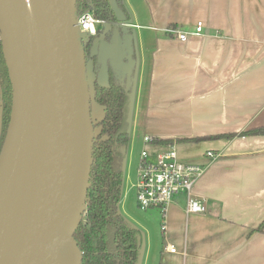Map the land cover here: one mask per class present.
I'll use <instances>...</instances> for the list:
<instances>
[{
    "label": "crops",
    "instance_id": "obj_1",
    "mask_svg": "<svg viewBox=\"0 0 264 264\" xmlns=\"http://www.w3.org/2000/svg\"><path fill=\"white\" fill-rule=\"evenodd\" d=\"M123 3L135 67L119 212L135 220L133 200L123 203L129 192L135 198L143 150L153 158L172 146L179 160L204 166L192 188L203 213L186 212L180 194L163 229L157 208L136 222L140 264H264V229L256 230L264 221V133L245 134L264 128V0ZM198 21L201 34L186 41L163 30L190 32Z\"/></svg>",
    "mask_w": 264,
    "mask_h": 264
},
{
    "label": "water",
    "instance_id": "obj_2",
    "mask_svg": "<svg viewBox=\"0 0 264 264\" xmlns=\"http://www.w3.org/2000/svg\"><path fill=\"white\" fill-rule=\"evenodd\" d=\"M107 1L115 21L99 30L86 60L83 41L96 35L79 31L75 0H14V7L0 0L11 85L0 149V264H81L72 233L92 165L93 81L108 88L112 73L130 98L135 67L131 19Z\"/></svg>",
    "mask_w": 264,
    "mask_h": 264
},
{
    "label": "trees",
    "instance_id": "obj_3",
    "mask_svg": "<svg viewBox=\"0 0 264 264\" xmlns=\"http://www.w3.org/2000/svg\"><path fill=\"white\" fill-rule=\"evenodd\" d=\"M116 2L130 20L123 0ZM75 9L77 15L90 10L96 18L115 21L107 0H75ZM92 60H95L94 56ZM0 100L4 111L1 147L11 108V85L1 44ZM92 102L102 107L103 115L93 120L92 165L85 209L72 236L82 255L81 264H139L140 231L118 211L125 156L121 147L126 148L129 142V98L123 86L110 73L108 88H101L93 81ZM259 133H264V128L245 132ZM263 229L264 221L256 230Z\"/></svg>",
    "mask_w": 264,
    "mask_h": 264
},
{
    "label": "built area",
    "instance_id": "obj_4",
    "mask_svg": "<svg viewBox=\"0 0 264 264\" xmlns=\"http://www.w3.org/2000/svg\"><path fill=\"white\" fill-rule=\"evenodd\" d=\"M78 29L81 33L95 36L101 28L109 22L96 18L92 11L87 10L76 17ZM203 23L198 21L193 31L184 32L177 28L167 27L163 30L176 34L180 41H186L189 35L201 34ZM145 141L151 140L149 137ZM207 156L213 158L212 152ZM204 166L196 163H186L178 159L177 152L170 146L158 151L153 158H149L146 151L140 154L137 166L136 182L134 184L136 206L141 210L157 208L160 210L164 228V214L172 199L180 194L185 195V210L188 213H203L205 206L192 196V188L197 178L203 172ZM174 246L169 251L175 252Z\"/></svg>",
    "mask_w": 264,
    "mask_h": 264
},
{
    "label": "rangeland",
    "instance_id": "obj_5",
    "mask_svg": "<svg viewBox=\"0 0 264 264\" xmlns=\"http://www.w3.org/2000/svg\"><path fill=\"white\" fill-rule=\"evenodd\" d=\"M101 29L103 30L104 28L102 27ZM83 42L86 43L87 40L85 39ZM87 75H88L89 80L92 81V80H93V72H92V69H91V65H88V66H87ZM91 106H92V109H91V118H92V120L95 121V120L100 119V118L102 117V115H103V109H102V107L99 106V105H93V104H91ZM139 151H140V147H139V146H135V148H134V153H135V155H138V154H139ZM129 175H130L131 179H134L135 169H134L133 166H132V168L129 166ZM132 195H133V192H129V195H128V200H129V201L125 200V203H123V204H124V206L127 205V202H128L129 204H132L131 202H132V200H133V204H132V205L134 206V208L136 209V211L133 212L134 214H132V217H133L135 220H130V221H131V223L133 224V226H136L137 228H139L138 225H136V222H137L138 220H140V219L146 217L147 212H145L144 210L139 209V208L136 206L135 198L133 199ZM124 206H123V208H124ZM124 209H125V208H124ZM157 210H158V212H159V209H157ZM148 212H149V211H148ZM151 222H152L153 225H155V226L158 224V223H156V221H154V220H152ZM158 222H159V221H158ZM158 226H159V224L157 225V227H158ZM140 232H141V229H140ZM143 249H144V247L142 246V247L140 248V253L143 252Z\"/></svg>",
    "mask_w": 264,
    "mask_h": 264
},
{
    "label": "flooded vegetation",
    "instance_id": "obj_6",
    "mask_svg": "<svg viewBox=\"0 0 264 264\" xmlns=\"http://www.w3.org/2000/svg\"><path fill=\"white\" fill-rule=\"evenodd\" d=\"M105 21H107V20H105ZM107 22H109V21H107ZM99 36H100V33H97L96 36L92 39L91 44H88L86 42V44H85L86 60L89 59L88 53H89L90 47L92 46V44L95 43V41H96V43H98ZM106 36H108V37H106ZM106 36L103 37V38L106 39V40L109 39V35L107 34ZM0 44H1V50H2V54H3L4 62H5V56H4V51H3V45H2L1 37H0ZM3 114H4V111H3V102H2V100H0V138H1V134H2V131H3V126H4V116H3ZM5 132H6V130H5ZM5 132H4V136H5ZM4 136H3V139H2V143H3V140H4ZM2 143H1V146H2ZM0 149H1V147H0ZM118 211H119V204H118Z\"/></svg>",
    "mask_w": 264,
    "mask_h": 264
},
{
    "label": "bare ground",
    "instance_id": "obj_7",
    "mask_svg": "<svg viewBox=\"0 0 264 264\" xmlns=\"http://www.w3.org/2000/svg\"><path fill=\"white\" fill-rule=\"evenodd\" d=\"M11 4L13 7L15 6L14 0H11ZM4 20H5V15H4V12L0 6V26H2V27L5 26Z\"/></svg>",
    "mask_w": 264,
    "mask_h": 264
}]
</instances>
